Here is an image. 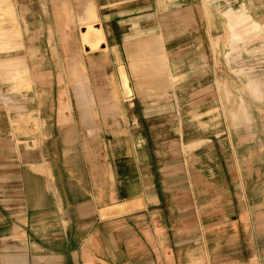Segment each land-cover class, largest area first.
I'll list each match as a JSON object with an SVG mask.
<instances>
[{"label":"rangeland","instance_id":"obj_1","mask_svg":"<svg viewBox=\"0 0 264 264\" xmlns=\"http://www.w3.org/2000/svg\"><path fill=\"white\" fill-rule=\"evenodd\" d=\"M87 1L104 40L93 50L81 43L79 0H0V129L13 104H49L36 91L46 87L38 73L51 72L53 122L67 106L85 180L97 164L102 177L159 183L149 194L170 205L148 212L192 213L199 241L212 229L215 244L230 224L248 244L257 224L264 263V0ZM174 238L166 223L161 244Z\"/></svg>","mask_w":264,"mask_h":264},{"label":"crops","instance_id":"obj_2","mask_svg":"<svg viewBox=\"0 0 264 264\" xmlns=\"http://www.w3.org/2000/svg\"><path fill=\"white\" fill-rule=\"evenodd\" d=\"M129 3L132 0L125 2ZM78 4V19L87 22L81 43L93 50L104 42L101 28L95 27L91 3ZM72 65L76 69L77 64ZM41 76L46 87L36 96L44 93L49 104H33L34 100L13 104L16 110L7 117L8 130L0 129V264H264L260 245L253 242L255 237L262 239L257 224L253 228L257 234L252 232L255 237L248 244L246 232L230 224L221 225L215 244L212 229H206L199 241L190 229L192 213L148 212L150 207L170 205L149 194L159 183L150 186L142 175L117 170L102 177L106 171L97 164L85 180L75 145L80 140L73 128L76 123L62 115L68 108L64 104H59L60 115L53 122L52 73L43 70ZM40 105L45 116L34 111ZM82 124L101 121L87 117ZM260 166L256 170L261 177ZM138 181L139 191L125 196L122 190L132 189ZM102 188L110 189L112 202L106 205L99 200ZM166 223L175 235L169 249L160 242Z\"/></svg>","mask_w":264,"mask_h":264},{"label":"water","instance_id":"obj_3","mask_svg":"<svg viewBox=\"0 0 264 264\" xmlns=\"http://www.w3.org/2000/svg\"><path fill=\"white\" fill-rule=\"evenodd\" d=\"M83 30V29H82ZM83 32H84V30H83Z\"/></svg>","mask_w":264,"mask_h":264}]
</instances>
